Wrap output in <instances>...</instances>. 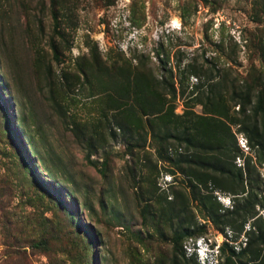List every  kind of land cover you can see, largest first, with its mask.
I'll return each instance as SVG.
<instances>
[{
  "label": "rangeland",
  "instance_id": "rangeland-1",
  "mask_svg": "<svg viewBox=\"0 0 264 264\" xmlns=\"http://www.w3.org/2000/svg\"><path fill=\"white\" fill-rule=\"evenodd\" d=\"M258 99L264 0H0V264L226 262L252 219L208 210L241 184L190 160L264 184ZM174 201L199 233L178 244Z\"/></svg>",
  "mask_w": 264,
  "mask_h": 264
},
{
  "label": "trees",
  "instance_id": "trees-1",
  "mask_svg": "<svg viewBox=\"0 0 264 264\" xmlns=\"http://www.w3.org/2000/svg\"><path fill=\"white\" fill-rule=\"evenodd\" d=\"M264 100L258 99L256 103V114L262 112L263 114V126L262 129H259L258 124H254L251 136L254 137V141L249 140V146L251 148L256 147L262 155L264 156ZM8 113L6 112V115ZM261 132V133H260ZM210 146H205L204 148H209ZM250 158L243 160L242 166L237 169V172H232L231 169L228 168V164L225 160H222L219 156L217 157H208L203 155H196L190 160L191 166H198L204 170H209L213 172H217L223 176H230L238 180L241 184V189L238 192H235L234 197L232 199L233 203L231 208H224L222 213H219L216 209L210 208L208 210V215L213 219H224V225L229 226L231 231H236L238 233L241 232L243 225L248 219H252L249 223L248 230L245 231L246 240L244 242V246H239L240 249L236 252L235 248H230V253L226 257V262L221 264H232L234 260L232 257L237 255L239 257H243L247 254H251L249 264H264V218L261 213L256 210L258 205L263 206L264 199V184L262 183V178L259 176L256 171L255 164L250 168ZM264 162V158H263ZM255 173V174H254ZM43 185V183H40ZM198 184L191 182L190 195L195 200H199L203 203V200H200V192L198 191ZM43 189L44 185H43ZM46 193L51 196V194L46 190ZM244 194V195H243ZM174 206L172 207L171 214L168 216V219L173 221L174 219H178L175 223L176 227L174 232L177 236L175 239V244L182 243V241L188 237H197V221L194 218H187V220H181V212L179 204L174 201ZM193 217V216H192ZM236 219H242L241 224L238 226L233 224ZM197 243V242H196ZM33 247L36 248H46L47 241L46 239H41L39 241H35L32 243ZM196 245V244H195ZM242 245V243H241ZM213 247V245H211ZM195 248V247H194ZM214 248V247H213ZM218 249V250H217ZM216 250V251H215ZM214 257H210V259L216 260L218 253L221 254L224 252V247L221 249H214ZM194 253L196 250L194 249ZM191 254V255H194ZM184 256V253H182ZM216 254V255H215ZM197 255V253H196ZM194 258L193 256H191ZM195 261V259H194ZM196 262V261H195ZM209 262V263H208ZM213 264L210 261H205L203 264ZM235 263V262H234ZM197 264V263H196ZM199 264V263H198Z\"/></svg>",
  "mask_w": 264,
  "mask_h": 264
},
{
  "label": "clouds",
  "instance_id": "clouds-1",
  "mask_svg": "<svg viewBox=\"0 0 264 264\" xmlns=\"http://www.w3.org/2000/svg\"><path fill=\"white\" fill-rule=\"evenodd\" d=\"M198 244H199V243H196V249H195V250H196V253H199V251H198V250H199V248H198ZM203 246H204V245H203ZM210 249H212V250H211V251L208 250V251H209V252H208L209 257H208V255L205 254L204 261L207 260V261L213 262L214 259H213V258L210 259V257H214V256H213L214 249H213V247H210ZM215 255H216V254H215Z\"/></svg>",
  "mask_w": 264,
  "mask_h": 264
}]
</instances>
